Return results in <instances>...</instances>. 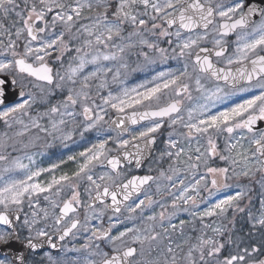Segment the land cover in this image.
<instances>
[{"label":"snow or ice","instance_id":"6c2138e0","mask_svg":"<svg viewBox=\"0 0 264 264\" xmlns=\"http://www.w3.org/2000/svg\"><path fill=\"white\" fill-rule=\"evenodd\" d=\"M230 36L235 37L231 52ZM162 39L171 47V58L184 61L182 70L157 73L148 82L151 87L140 84L124 87L115 95L109 91L107 96H101V90L109 87L107 75L113 72L106 62L118 61L121 68L127 69L125 54L133 48L141 49L139 54L149 64L155 61L143 49L167 61L169 49L160 47ZM54 53L60 69L48 62ZM69 53L74 54L65 60ZM90 66L91 70H87ZM0 74H4L0 75V122L12 130L0 133V161L7 165L0 169V225L5 226L0 228V246L19 241L20 231L26 229L24 240L29 249H38L45 243L55 249L49 228L61 241L83 230L89 233L88 243L82 246L88 255L72 264H264V259L256 258L260 248L240 249L231 237L227 242L238 250L222 257L225 243L218 237L224 235V227L204 223L206 218L225 215L230 208L244 212L238 202L251 189L237 191L202 212L192 211L193 219L202 222L200 234L194 239L184 234L186 221L181 220L179 226L172 223L181 210L179 201L198 207L201 186L211 195L212 189L229 187V179L244 177L264 190V128L259 126L264 123V0H0ZM120 75L117 68L111 82L123 83ZM19 77L32 78L27 85L32 90L25 91ZM205 81L217 83L208 88ZM221 81L224 87L220 86ZM9 84L18 87L20 99L5 106ZM193 86L200 95L185 109L184 98L193 100ZM94 88L104 105L124 114L112 121L121 134L127 131L126 120L133 125L152 121L129 139L114 140L118 149L124 150L121 155L109 156L108 139L102 140L79 153L83 162L76 172L52 176L47 183L36 178L52 172L58 164L33 170L32 155L25 153L23 158L10 159L8 149L15 151L17 143L28 148L40 138L37 134L24 143L33 129L46 134L59 132L67 140L71 133L65 134L61 126L75 124L78 116L87 121L84 131L96 127L104 119L95 114L96 109H106L96 103ZM57 92L63 98L53 103L51 98ZM165 93L168 101L161 104ZM239 93L252 95L242 103L209 114L217 102ZM37 103L45 105L46 110L33 116L31 109ZM141 107L147 110H136ZM128 109L133 111L127 114ZM182 113H186V118ZM45 118L51 130L41 124ZM165 118L173 132L158 160L168 158V168L161 170L158 177L119 180L123 163L134 161L137 167L142 165L145 154L156 143L153 134L163 127ZM16 125L18 129H14ZM177 125L185 131L177 132ZM221 136L223 150L217 144ZM217 157L227 166H210L209 161ZM97 166L110 167V171L97 173ZM201 166L208 175L196 179ZM15 172L24 175L15 178L11 175ZM183 173L192 175L194 183L185 186ZM209 176L211 188L205 183ZM160 180L168 181L172 188L181 186L171 205L174 211L169 213L161 204L163 210L158 215L147 217L151 222L148 226L125 227L113 234V229L124 223L119 214L126 212L125 219L133 221L138 210L142 215L145 207L159 203L147 194L138 201L133 197L151 182H157L159 192ZM81 183L86 202L82 199ZM65 188L69 195L62 198ZM41 199L46 206H41ZM260 203L259 216L249 212V217L255 225L264 227V199ZM108 211L113 216L108 217V226L104 227L103 218ZM93 221H100V226ZM175 232L180 233L178 241L172 237ZM45 255L50 264H58L50 254ZM0 264H25V257L3 255Z\"/></svg>","mask_w":264,"mask_h":264},{"label":"rangeland","instance_id":"374dc122","mask_svg":"<svg viewBox=\"0 0 264 264\" xmlns=\"http://www.w3.org/2000/svg\"><path fill=\"white\" fill-rule=\"evenodd\" d=\"M161 44V42H160ZM162 47V46H160ZM144 51H149V56L155 61L154 63L149 64L146 62L142 55H140L141 49L139 48H133L129 50L125 54V62L128 64V68H121L120 63L117 62H106L109 67H113V72L108 73L107 79L109 81V87L106 89L101 90V96H107L108 92L111 91L114 95L118 94L122 88H133L138 87L140 84H146L148 87H151L152 84L148 83L152 80V78L159 72L162 71H172V72H178L179 70H182L184 68V61L182 59H172L171 58V47L169 49V59L167 61H162L159 56L150 50L143 49ZM74 53L67 54L65 60H67L68 56L73 55ZM56 53L53 54L52 57H48V61L53 63L55 66V69H60L61 65L60 62L55 60ZM119 68V71L121 73L119 80L123 81V83L117 82L112 83V77L116 72V69ZM135 69V71H133ZM62 70V69H61ZM91 70V66L89 69ZM86 70V71H87ZM189 72H191V67H189ZM21 80V83L24 84L27 89V91L32 90L30 87H28V81L31 80V78H23L19 77ZM98 83V81L96 82ZM206 86L208 88H211V84L206 82ZM194 87V86H193ZM93 97L96 100V103L100 105L101 107L106 109V112H100L99 109H96L95 114L103 115L104 119L100 121L96 127L84 131V126L86 125L87 121H85L83 116H78L77 121L75 124L69 123L66 126H61L63 128V131L65 134L71 133V139L64 140L61 137V134L59 132L52 133V134H46L43 132H38V130L33 129V132L30 133L27 137L24 138V140L29 139L35 135H39V139L35 141L34 145H29L28 148H24L23 144L17 143L16 149L18 152L15 154L10 155V159L12 157H21L23 158L25 156V153L32 155L34 157L35 163L31 164L30 167L35 170L37 168H50L52 164H58L59 167L53 170L52 172H44L41 174V176L37 177L36 180L41 183H47L51 180L52 176H56L57 178L62 174H68L72 175L74 172L78 170L79 163L83 162V158L79 156V153L86 151L88 148H90L93 144H97L102 140L108 139L107 147L111 149L109 152V155L113 153L114 151L119 150L117 145L114 143V140L117 138L121 139H129L130 135L132 133L138 132L140 130H143L145 127L149 126L152 121L137 126L128 134H120L113 129H110L108 127V121L109 119L117 113L115 109H112L111 107L104 105L103 100L100 98V96H96L95 88L93 89ZM168 99L167 93L164 94L162 97V100ZM19 102V101H18ZM14 103H10L8 105H13ZM237 104V103H236ZM5 105V106H8ZM40 103H37L33 105V108L31 109V114L35 116L39 112H43L46 109L41 108ZM235 104H232L228 99L224 102H217L214 107L211 108V111L209 114H216L220 111L225 110L226 108L232 107ZM132 110V109H128ZM79 111V109H77ZM185 115L186 113H182ZM25 120H27V117H25ZM42 125L48 127L51 130V126L48 122V119H43L40 121ZM2 128L0 130V133L8 130L5 128L3 122ZM19 125L14 126V129H18ZM177 132H183L185 131L184 128L177 125L175 128ZM11 131L12 130H8ZM81 132H83V135H81ZM168 137H164L162 140L163 145L166 147V142L168 140ZM111 138V139H109ZM26 143V142H24ZM203 143V141H202ZM217 144L220 150H223L224 148V137L221 136L217 140ZM20 146V148H19ZM20 149V150H19ZM160 154V152H159ZM69 156H75V160H69ZM221 161V160H220ZM24 163H28L27 159L23 160ZM223 166H227L224 161H221ZM7 165L0 161V169H3ZM97 173H103L105 171H110L109 169H106L101 166H97L95 169ZM15 178H22L23 173L22 172H15L12 173ZM120 179V178H119ZM231 182L228 183L229 187L227 188H220V189H214L212 190V194L208 195V197H203L204 204L200 206L198 205L197 208H193L189 206V211H196V212H202L207 207L211 206L212 204L218 202L221 199L226 198L227 196L234 195L237 191H247L248 189H251V191L248 192V195L245 196L243 199H241L238 202L239 207L244 208V212H239L236 209L230 208L226 214L229 213L231 210L233 215L236 218L235 224L230 225L229 228L226 226L225 223L221 221L222 216L220 217H211L206 218L204 223H214L218 224L224 227L225 231L224 233H227L228 231L232 235V238L236 243H241L242 237L248 233L249 235L255 236L259 238L262 241V247L261 250L264 251V227H261L259 225H255V220L250 219L249 212L253 213L255 216H259V210L261 208V200L264 199V190H262L258 184H256L254 181H250L247 178L244 177H233L230 179ZM161 185V196L164 193V190L167 189L166 185H169V182H166L165 180L158 181ZM190 186V185H189ZM83 187L84 184L81 183V193H82V199L86 202V194L83 193ZM152 187L155 191H157V182H155ZM181 186L177 185V188H180ZM203 190L199 191L201 193ZM151 189L147 191V195H151ZM69 195L68 189L65 188V191L62 193V198L67 197ZM160 196V197H161ZM159 203L152 204L148 207H145L143 210V213L141 215L140 211L135 215L137 218L133 221L126 220V216L128 215L126 212H122L119 214V219L123 220V224L117 225L115 229H113V234H115L118 230L122 231L125 227H133L134 225L136 227H146L148 226L149 222L147 220L148 216L151 215H158L159 212H161L163 209L161 208V204H163L166 207L167 200L161 199L158 201ZM181 202V201H180ZM183 202V201H182ZM41 206H46V202L41 199L40 201ZM184 205V204H183ZM191 207V208H190ZM181 209V208H180ZM27 210V209H26ZM174 211V210H173ZM189 211H183L179 210L177 211L176 215L172 219V223H175L179 226V223L181 220L186 221L184 225V234L186 236H190L193 239L200 234L202 223L198 225V220L200 219H193V216L187 214V217L185 219H178L175 220L176 216L180 214L181 212H189ZM225 214V215H226ZM113 216V213L111 211L106 212L104 218H103V226L107 227L109 220L108 217ZM116 217H113L115 219ZM49 224L51 221L48 222ZM97 226H100V221H93ZM167 223V222H165ZM255 225V226H254ZM43 225H37V227H41ZM5 226L0 225V228H4ZM50 234L55 232L54 229L49 228L48 229ZM245 233V234H243ZM21 237L24 238L27 235V230L20 231ZM212 233L209 231L208 235H211ZM88 236L89 233L84 232L83 230L77 232L75 236H71L68 240H66L63 244V248L58 251H50L46 250L39 253H32L29 257V260L26 264H50L46 253L50 254L57 262L58 264H72L73 261H76L77 258L83 259L85 256L88 255V251L84 250L82 246L86 243H88ZM172 237L174 240H179L180 233L175 232L172 233ZM221 237V236H220ZM218 237V239L220 238ZM97 243L101 244V247H104V242L97 241ZM68 249H81V251H67ZM2 256V255H0Z\"/></svg>","mask_w":264,"mask_h":264},{"label":"flooded vegetation","instance_id":"af4514ba","mask_svg":"<svg viewBox=\"0 0 264 264\" xmlns=\"http://www.w3.org/2000/svg\"><path fill=\"white\" fill-rule=\"evenodd\" d=\"M234 39H235L234 36L228 37L229 52L232 51L231 42ZM160 46H162V45L160 44ZM164 48L170 49V46H167V47H164ZM206 82L211 84V88H214L215 84L217 83V82H214V81H206ZM219 83H220L221 87H224L222 81L219 82ZM225 91H229V89L225 88ZM199 95L200 94L197 93L194 90V87H193V91H192L193 100L189 101L186 98H184V108L187 109L189 106L193 105L196 102V100L199 97ZM251 95H252V93H239V94L231 96L228 99V101H230L232 104L242 103L243 100L250 98ZM167 101H168V99H165V100H163L161 102V104L167 103ZM153 107H155V106H153ZM138 109H144V108L141 107V108H138ZM148 122H150V121H148ZM148 122H145L143 124L135 125L131 129H133V128L137 127V126L144 125V124H146ZM176 127L177 126H175V128ZM112 129L114 131L120 133V131H118V130H116L114 128H112ZM131 129H130V131H131ZM170 132H173V128L169 127V121L167 120V118H165V120L163 122V127L159 130V132L153 134V135H155L157 137V142H156L155 150H154V153H153L152 157L145 164L141 165L140 167H137L134 164H127L124 167H122V169H121L122 175L119 177L120 178L119 180H126L127 178H129L130 176H132L134 174H152L155 177H158L159 176V172L161 170H166L168 168V165H169L170 161L168 160V158H164L163 160H158V157H159V152H162L165 149V146L163 145L162 140H163L164 137L169 136ZM128 133H125V134H128ZM209 163H210V166H213V167H224L218 157L214 158L213 160H210ZM104 168H106V167H104ZM106 169H109V168H106ZM200 175H208L206 173V171H205L203 166H201V168L199 169V171H198V173L196 175V179H198ZM182 176L184 178L185 186H189L192 183H194V179H193L192 175H190L188 173H183ZM210 179H211V177L209 176L208 177V181H205V183L208 184V188H211V184L209 182ZM166 182H168V181H166ZM230 182H231V180L229 179L227 181V183H230ZM154 183L155 182H151L150 184L146 185L143 188L142 192L139 194V196L133 197V200L138 201L139 199H144L145 198V194H147V191L149 189H151L152 194L150 196H152L153 200H155V201H160L161 199L167 200L166 208H167V211L169 213H171L173 211V208L171 207V205H172L174 196H178L180 194L179 193V189L180 188H177V187L176 188H172L171 184L166 185L167 189L164 190V193L161 196V192L155 191L154 188L152 187V185ZM177 185H179V184H177ZM169 190L171 191L172 194H169ZM201 190H203V191L201 193H199V195L197 197V203H198V205L200 204V206L204 204V202L202 201L203 197L207 198L208 195H209L208 191L203 186H201L199 191H201ZM212 190H214V189H212ZM189 194L195 195L196 193L195 192H190ZM131 202L132 201H130L129 203H131ZM178 204H179L181 210L183 208H188L189 206H191V205H185V204L183 205L182 201L181 202L179 201ZM195 208H197V207H195ZM187 214L191 215V211H189L187 213H185V212L182 213L181 212L180 214H178L176 216L175 220L185 219L187 217ZM221 221L223 223H225L226 226H228V228H229L230 225H232V224L234 225L235 224L236 218L233 215L232 211L230 210L228 214L222 216ZM197 222H198V225L202 223L200 220H198ZM51 234H55V232H53ZM243 234H245V233H243ZM232 235L233 234H230V232L228 231L227 233H224V235L219 238V240L221 242L225 243V248L222 249V251H221V256L222 257L228 255L229 253H233L234 254V251L238 250V249H235V246L233 244H230V243L227 242L229 237L232 238ZM232 240H233V238H232ZM241 241L242 242L239 243L240 249H243V248L247 247V248H249V250H251L252 247H258V248H260V253L256 254V258L257 259H264V251L261 250L262 241L259 238L255 237V236H252V235H249L248 233H246L242 237ZM63 244H64V242H63Z\"/></svg>","mask_w":264,"mask_h":264},{"label":"water","instance_id":"95a60500","mask_svg":"<svg viewBox=\"0 0 264 264\" xmlns=\"http://www.w3.org/2000/svg\"><path fill=\"white\" fill-rule=\"evenodd\" d=\"M49 64L54 68L53 64H51V63H49ZM0 75H4V74H0ZM9 79H11V77H9ZM18 91H19V89H18L17 86L12 85V84L8 85L5 105H8L10 103H14V102H18L19 101L20 97L18 96ZM0 107H3V106H0ZM136 110L137 111H145L147 109L144 108V109H136ZM132 111L133 110H127V114H130ZM121 115H124V114H120V113L114 114V116L110 119V121L108 123L109 127L116 129V127L112 123V121L117 120L118 117H120ZM148 121H151V120H143V121H140L139 123H137L135 125L143 124V123L148 122ZM135 125L131 124V122L129 120H126L125 121V128L127 129V131L123 132L122 134L128 133L130 131V129L133 126H135ZM259 126L261 128H264V123L259 124ZM116 130L120 131L119 129H116ZM120 133H121V131H120ZM156 142H157V137H156ZM155 146H156V143L151 146L150 152L145 154V157H144V159L142 161V165L145 164L152 157L153 152L155 150ZM129 150H132L131 149V145H129ZM123 151H124L123 149H120V150L112 153L110 156H119V155H121V153ZM132 164L135 165V162L133 161ZM125 165H127V163H123L122 167H124ZM106 168H110V167H106ZM144 175H152V174H134V175L130 176L127 179H130L133 176H144ZM152 176H154V175H152ZM17 223H19V222H17ZM50 235L52 236V243H55L57 245V248H55V249H53L47 243L43 244V246L38 248V249H35V250L29 249L27 247V245H26V241L24 240V238L21 237V234H20L21 239L19 241H13L12 243H10L7 246H0V255H2V256L3 255H9V254L13 255V256L14 255H18V254L19 255H23L25 257V263H26L28 261L30 255H31V253H38V252L45 251V250H51V251H54V252L60 251L62 249L63 242L71 237V235H70V236L66 237L63 241H61V240L58 239V234L55 233V234H50Z\"/></svg>","mask_w":264,"mask_h":264},{"label":"trees","instance_id":"16d2710c","mask_svg":"<svg viewBox=\"0 0 264 264\" xmlns=\"http://www.w3.org/2000/svg\"><path fill=\"white\" fill-rule=\"evenodd\" d=\"M161 45L163 46V47H167V46H169L163 39L161 40ZM63 98V95L61 94V93H59V92H57V94L56 95H54L51 99H52V102L53 103H55V102H57L58 100H60V99H62ZM41 108H43V109H46V106L45 105H41ZM3 126H2V123H0V130H1V128H2ZM32 138V137H31ZM31 138H29V139H31ZM29 139H26V140H24V142H28V140ZM19 148H20V146H19ZM20 150V149H19ZM16 152H18V150L16 149L15 151H13L11 148L10 149H8V153H10V155H12V154H15ZM8 153H6V154H8Z\"/></svg>","mask_w":264,"mask_h":264}]
</instances>
